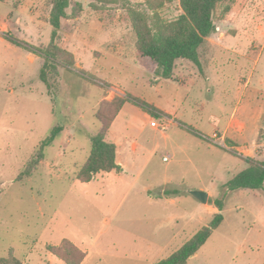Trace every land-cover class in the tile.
I'll return each mask as SVG.
<instances>
[{
    "label": "rangeland",
    "instance_id": "1",
    "mask_svg": "<svg viewBox=\"0 0 264 264\" xmlns=\"http://www.w3.org/2000/svg\"><path fill=\"white\" fill-rule=\"evenodd\" d=\"M163 2L160 16L174 19L180 13L178 0ZM227 4L230 10L224 12ZM100 5L98 0H71L68 11L75 17L62 21L58 43L73 52L75 73L60 66L56 83L47 88L39 78L43 57L35 48L50 40V1H0V257L40 264L48 243L83 224L82 231L92 239L103 230L105 216L126 221L120 228L106 229L102 239L117 237L131 249L137 226L138 247L145 248V233L168 214L142 226L130 219L154 210V216H161L157 208H167L179 219L175 223L194 221L190 228L198 231L218 212L212 201L221 199L222 222L187 264H264V183L259 189L225 187L249 165L248 158L264 161V133L254 154H246L259 136L250 114L264 104V0H231L215 12L217 42L224 43L240 28L256 31L249 39L262 55L253 76L248 74L253 59L246 63L227 57L206 41L201 49L203 74L193 65H180L174 79L157 75L149 59L134 58L129 47L135 36L126 10ZM118 89L164 115L157 118L126 102L109 129L123 164L121 180L109 185L97 176L87 186L77 180V173L100 126L95 112L103 96L123 97ZM235 115L246 122L244 138L234 143L227 135L221 140ZM151 121L165 129L151 126ZM55 125L62 130L45 147L44 159L30 176L18 180ZM191 190L206 192L207 203Z\"/></svg>",
    "mask_w": 264,
    "mask_h": 264
},
{
    "label": "trees",
    "instance_id": "2",
    "mask_svg": "<svg viewBox=\"0 0 264 264\" xmlns=\"http://www.w3.org/2000/svg\"><path fill=\"white\" fill-rule=\"evenodd\" d=\"M49 1L50 10L47 21L51 26L50 40L44 47L35 48L43 57L39 78L47 88H51L52 84L56 83L60 66L71 71L75 64L73 53L62 48L58 43L62 21L75 17V13L68 11L71 0ZM98 1L101 4L100 9L114 5L126 10L135 36L133 43L135 50L141 57L147 58L153 63L157 75L165 79H174L177 78L175 70L180 62L195 66L203 74L201 49L206 39L215 32L216 9L220 4L231 0H178L180 13L171 20L163 19L158 12L163 6V0ZM229 10V4L225 5L224 12ZM7 38L13 44L19 45L18 41ZM73 72L75 73V71ZM128 101L136 104L144 111L152 113L157 118L164 115L141 100L127 94L123 97L114 96L110 100L102 99L95 112V117L100 126L91 137L90 154L77 173V179L80 182H88L96 174L120 170L121 167L116 162L115 145L107 140V133L115 117ZM61 130L60 125L53 126L49 135L38 146L33 158L28 161L17 176L18 180L30 176L32 171L37 169L40 161L44 159L45 147L54 141ZM261 133H264V130H260L259 137ZM258 140L260 141V138ZM229 152L235 154L233 151L229 150ZM247 161L249 165L225 185L228 190L259 189L263 185L264 161L256 162L249 158ZM212 203L218 208V212L213 214L208 224L202 226L169 256L152 264H187L190 256L206 243L223 220L220 212L223 208V201L216 199ZM46 249L65 264H80L84 258V253L67 239L62 240L58 245L47 244ZM0 264H22V262L10 255L0 257Z\"/></svg>",
    "mask_w": 264,
    "mask_h": 264
},
{
    "label": "crops",
    "instance_id": "3",
    "mask_svg": "<svg viewBox=\"0 0 264 264\" xmlns=\"http://www.w3.org/2000/svg\"><path fill=\"white\" fill-rule=\"evenodd\" d=\"M253 31L250 29L240 28L236 32H232L231 35L229 34L226 37L225 41H223L224 43L217 42L216 38L213 37L215 36L214 34L210 36L209 38H207L206 41L212 44L213 47L211 48L216 49L215 50L216 52H219V53H221V51L225 52L224 54H227V57L228 55H231V56H234L237 60L241 59L242 61L246 63L250 61L251 59H253L251 69L248 72L249 76H253L252 74L255 73V70H256L255 68L259 64V61L262 55V52L259 50V47H257L254 44V42H252V40L249 39V37L253 35L254 32H256V31L254 32ZM244 40L247 41L248 43L245 44ZM249 43H251V45ZM129 48L132 54L134 53L135 59L137 57H140L139 53L135 50L134 46L133 48L131 47ZM256 50H258V52H256ZM252 53H253V56L251 55ZM226 58L220 56V59H226ZM229 61H232V60L229 59ZM214 62L215 63L219 62V59L218 58L214 59ZM180 65L192 66L191 64L180 62L178 64V67L175 70V74L178 73V69ZM244 67L245 66H242V69H244ZM263 76H264V73H263ZM263 76L261 77L263 78ZM259 82H261V79L259 80ZM120 92L121 94H124V95L126 94L122 90H120ZM103 98H105V96H103L102 99ZM250 118L252 120L254 130L258 129V132H260L259 131L261 130L260 126L264 122V104L263 106H260L259 108H255L253 112L250 114ZM245 127H246V122L242 121V119L240 120L239 118H236V115H235L233 116V118L231 117V119L227 122L225 129L224 131H222L220 138L221 140L224 141L225 138H227V135H229L228 136L229 139L235 143L239 139L244 138ZM109 132L110 130H108V133H107V140L114 143L113 141L109 139ZM258 137L259 136L256 135L255 139L252 140L253 147L247 150V153H246L247 155L251 153L254 154V150L256 149V147L259 146L257 144ZM114 145L116 148V162L120 167H122L123 164L117 159V145L115 143ZM246 154H244V156ZM122 171H124V169L120 168L119 171H111V172H104V173L96 174L88 182H80L78 179L77 180L80 183H83L88 186V185H91L92 181L96 179L97 176H99L102 183H108L109 185L111 184L116 185L117 182L121 180V174L119 172H122ZM152 209H155V208H152ZM157 210H158V214L161 213V216H154V213H155V210H154V211H146L144 215H141L140 217H135L134 219H130L132 224L138 223V225L142 226L144 224V221H148V222L150 221L153 224L157 222L158 219L165 218L164 216L165 213L168 214L166 215L167 217L166 219H164L162 223L158 224L157 227L150 230V232L145 233V238L146 239L148 238V242L147 240L143 241V244H146L145 248L138 247V245L140 244L137 243L138 242L137 239L140 235L136 233L139 229L137 226L135 228L136 231L131 233L132 236L130 238V244H129L132 247L131 249L125 248L128 242H125L122 239L119 240V238L117 237H114V238L107 237L106 239H102V236L107 234V232H105L106 229L114 228V227L120 228L117 225H120L121 223L123 224L126 221V220L123 221L120 219L113 220L108 216H105L102 219L101 226L103 230L100 231L92 239H88L89 237L86 235L85 230L82 231V229H85L82 227H86V225L83 224L82 226L78 227L76 231L70 230L67 233L65 232L64 235L60 237V239H58V241H56L55 243H48V244L58 245L64 239L71 241L75 246H77L84 253V258L80 264H131V263L132 264H152L155 262V260L158 261L160 259H163L169 256L173 251L178 249L183 243H185L190 237H192L193 234L197 231L195 229L190 228L194 221H185L184 224L175 223L174 221H175L176 215H171L169 209L157 208ZM148 212L150 213V216ZM132 220H134V222H132ZM178 220L179 219L176 218V222ZM69 221H70V218L68 219V222ZM182 236H184V239H181ZM156 239H157V242H156ZM116 244H118V246L120 245L121 248L124 246V249H117L115 247ZM174 244H176V247L173 249V251H171L165 257L157 259L156 255L161 254L163 250H165L166 248ZM116 254H118V256H116ZM196 255H197V252L193 254L192 256H190V258L196 257ZM106 258H110L109 261L103 262L104 260L106 261ZM111 258H114L113 262H110L112 261ZM128 261H130V263ZM37 262L40 264H44V263L45 264H65L61 259L56 257L51 252L47 251L46 249L44 250V254L39 256V259L37 260Z\"/></svg>",
    "mask_w": 264,
    "mask_h": 264
},
{
    "label": "water",
    "instance_id": "4",
    "mask_svg": "<svg viewBox=\"0 0 264 264\" xmlns=\"http://www.w3.org/2000/svg\"><path fill=\"white\" fill-rule=\"evenodd\" d=\"M189 193L199 200L201 203L205 204L208 200V194L202 190H191Z\"/></svg>",
    "mask_w": 264,
    "mask_h": 264
},
{
    "label": "built area",
    "instance_id": "5",
    "mask_svg": "<svg viewBox=\"0 0 264 264\" xmlns=\"http://www.w3.org/2000/svg\"><path fill=\"white\" fill-rule=\"evenodd\" d=\"M151 126H153V127H159V126H161L162 129H165V125L164 124H158L155 121H151Z\"/></svg>",
    "mask_w": 264,
    "mask_h": 264
}]
</instances>
